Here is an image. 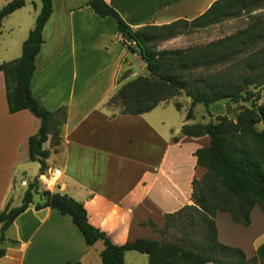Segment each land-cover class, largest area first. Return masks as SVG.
Instances as JSON below:
<instances>
[{
	"label": "crops",
	"instance_id": "1",
	"mask_svg": "<svg viewBox=\"0 0 264 264\" xmlns=\"http://www.w3.org/2000/svg\"><path fill=\"white\" fill-rule=\"evenodd\" d=\"M8 1L0 0V7ZM51 1L30 90L48 110L65 107L66 117L59 144L52 146L49 140L43 144L50 151L44 173L60 168L58 191L81 202L88 222L104 231L112 243L120 245L136 238L160 241L162 234L147 222L160 229L166 214L193 204L192 180L205 172L196 164L194 152L208 146L210 138L181 134L183 124L197 121L185 119L183 105L179 116L173 113L169 108L174 106L172 100L138 115L122 114L118 105L108 104L118 82L148 75L144 60L122 42L114 19L98 16L89 0ZM104 1L137 30L192 21L217 0ZM39 3L26 0L23 7L2 19L0 64L20 56L21 45L40 11ZM10 17L16 19L6 25L3 21ZM222 110L225 107L210 113L220 115L225 113ZM39 126V119L26 109L8 111L0 71V211L8 201L16 206V199L21 201L25 192L23 187L39 176V167H33L37 162L28 156V139ZM36 203L32 200L5 230L0 264H101V241L87 245L69 215L49 207L36 209ZM257 209L258 205L252 208L248 226L234 222L228 212L217 211V240L252 257L264 242H260L264 211ZM123 260L124 264L148 263L146 254L134 250L124 252Z\"/></svg>",
	"mask_w": 264,
	"mask_h": 264
},
{
	"label": "trees",
	"instance_id": "2",
	"mask_svg": "<svg viewBox=\"0 0 264 264\" xmlns=\"http://www.w3.org/2000/svg\"><path fill=\"white\" fill-rule=\"evenodd\" d=\"M26 0H9L0 7L2 19L23 7ZM41 8L21 45L17 59L0 64L4 75L5 95L8 111L14 113L26 109L40 121L38 132L28 139V156L39 164V175L47 169L46 159L50 151L43 148L44 142L58 145L60 128L65 121L66 109H46L33 97L30 82L35 71V58L40 50L42 30L52 12L51 0H40ZM217 0L202 15L192 21L177 20L161 26H147L133 30L121 16L104 0H89L88 5L100 17L111 16L121 34L122 42L130 51L137 53L136 45L142 49L141 58L146 64L148 75L137 76L121 84L109 98L108 104L120 107L122 114L138 115L155 108L160 102L169 101L183 92L190 99L185 119H193V108L202 104L209 116V106L219 101L249 103L242 106L234 118L216 115L215 120L206 123L183 124L181 134L190 137L207 135L208 146L195 150L196 164L205 172L192 180L193 204L165 215L164 226L158 229L147 222L154 231L162 234V240L136 238L123 244H114L107 234L92 226L87 219L83 204L71 196L54 191L39 192L40 202L35 208H53L71 217L81 232L85 243L93 245L101 241L103 248L99 255L101 264H124V252L134 250L148 257L147 264H264V243L255 254L247 258L240 248L220 243L216 237L214 216L217 211L228 212L234 222L243 226L250 224V212L255 205L264 211V131L256 124L264 125V104L257 105L260 90L264 88V27L260 22H251L247 27L229 35L223 40L211 42L200 48L156 50L151 42L165 40L186 32L207 26L226 13L231 3L243 9L256 6L250 0ZM243 3V4H242ZM228 43V44H226ZM225 47L221 51L218 47ZM216 48V50H215ZM250 51L242 58H235L223 66L217 74L188 79L183 71L186 67H208L226 62L239 52ZM211 50V55L205 52ZM175 64V69L172 65ZM171 66V67H170ZM234 73L228 72V69ZM227 71V72H226ZM124 79V78H122ZM120 79V81L122 80ZM177 110L181 104L174 102ZM38 177L27 184L20 205L11 206L8 201L0 211V242L7 240L4 233L14 219L22 213L37 193ZM184 221L190 227L197 223L198 239L190 246L165 242V229L171 224ZM192 229V228H191ZM13 243L15 241L9 240ZM5 249L0 248V258ZM220 255L224 257L221 258Z\"/></svg>",
	"mask_w": 264,
	"mask_h": 264
},
{
	"label": "rangeland",
	"instance_id": "3",
	"mask_svg": "<svg viewBox=\"0 0 264 264\" xmlns=\"http://www.w3.org/2000/svg\"><path fill=\"white\" fill-rule=\"evenodd\" d=\"M249 1L250 0H246V1H244V3L249 2ZM38 3L41 6L40 0H38ZM255 4L256 5H253V6H256V8L252 7L251 9L248 8V10H247V9H243L242 6H240L239 4L231 3L226 8V13L221 18H219L218 20L216 19V21L215 20L213 21L215 23H211V24L204 26L202 28H197L198 30L195 32L193 31L192 28H190L186 32L183 33L184 35H182L181 37H179L177 39H173V40L169 41L168 43H166L164 41L171 39V38H168L165 40H157L156 39L155 41L151 42V46L156 50L174 49V48L184 49V48L196 47L199 49L195 50V53H198L200 51V48L206 46L207 44H209L211 42H217L219 40H223L224 38L228 37L229 35L234 34L239 30L244 29L251 22H260V24H262V26L264 27V0H258V1H256ZM29 8L33 9V6L30 4ZM15 19H16V17H10L8 19V21H7V19H5L3 22H5V24L7 25V22H9V21L12 22V20H15ZM262 36L264 37V34H262ZM165 44H167V45L164 48ZM226 44H228V43H226ZM262 44H264V39L260 40V45H262ZM224 48L225 47H223V48L218 47V50L221 51ZM215 50H216V48H215ZM249 51L250 50L247 49L243 52H239L234 57H230L229 59H227L226 62L222 65L220 63H215L213 65L211 64L208 67H196V68L195 67L194 68L193 67H186L183 71V74H185V76H187L188 79H190V80H193L195 77L204 78V77L208 76V74H217L220 71H222L223 66L226 67L227 63L232 62L233 59H235V58H237V59L242 58ZM210 52H211V50H207V52H205V53H206V55H211ZM172 68L175 69V64L172 65ZM227 71L231 72V73L235 72L234 70H232V68L228 69ZM136 77H133L131 79H134ZM131 79L127 78V79H124L122 82H118L119 83L118 87L121 84H123L124 82H127ZM171 100L173 102L180 103L181 106L183 105V107L185 108V111H187V109L189 107V104L187 105V100L190 101V99L188 97H186L183 92H180L179 94L174 96ZM256 103H257V105L264 104V88L260 90V99L257 100ZM242 106H249V103H243L241 101L235 102V103H232L230 101H219V102H216V103L209 106V112L219 111L220 109L225 107V110H224L225 113L220 114V115H226L229 118H234ZM169 108H171V111L173 113H175L177 116H179V113H177L178 110L175 109L174 106L169 107ZM193 113H194V119L198 123H202L203 121L207 122L210 119L215 120V116H216V114L209 116L202 104H197L193 108ZM255 128L257 130L264 131V125L261 123L256 124ZM37 166L39 167V164L35 163L33 167L36 169ZM32 172H34V170H32L29 173H32ZM41 186H43V185L40 183L37 184V193L33 194V200L37 201V203L40 202L39 192L42 191V190H40ZM18 188H19V185H18ZM23 188L26 190V187H23ZM55 191H58L57 187H55ZM19 192L21 193L22 190L19 189ZM20 203H21V201L18 200V198H17L15 201V205L18 206V205H20ZM257 210H260V209H257ZM260 213H263V211L260 210ZM192 224L193 225L190 227V225H188L187 223L182 221L181 223H178V224L175 223V224L169 225L164 231V233H165L164 241L165 242L178 243V244H181L183 246H190L194 242L195 238L198 239V236L195 233V232H197L196 231L197 230V223L194 222ZM263 240H264V236L261 238L260 242ZM262 243H264V242H262ZM220 257L224 259V257L222 255H220Z\"/></svg>",
	"mask_w": 264,
	"mask_h": 264
},
{
	"label": "built area",
	"instance_id": "4",
	"mask_svg": "<svg viewBox=\"0 0 264 264\" xmlns=\"http://www.w3.org/2000/svg\"><path fill=\"white\" fill-rule=\"evenodd\" d=\"M60 168H52L51 171L43 172L38 176V180L43 185L45 190L52 191L56 187V180L60 177Z\"/></svg>",
	"mask_w": 264,
	"mask_h": 264
},
{
	"label": "water",
	"instance_id": "5",
	"mask_svg": "<svg viewBox=\"0 0 264 264\" xmlns=\"http://www.w3.org/2000/svg\"><path fill=\"white\" fill-rule=\"evenodd\" d=\"M135 49L137 50V52H138L139 54H141L142 49H141V47H140L139 45H136V46H135Z\"/></svg>",
	"mask_w": 264,
	"mask_h": 264
}]
</instances>
